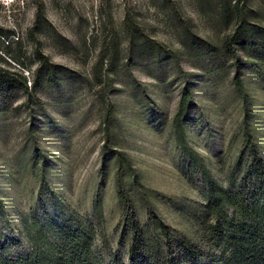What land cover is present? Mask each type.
I'll list each match as a JSON object with an SVG mask.
<instances>
[{"label": "rangeland", "instance_id": "374dc122", "mask_svg": "<svg viewBox=\"0 0 264 264\" xmlns=\"http://www.w3.org/2000/svg\"><path fill=\"white\" fill-rule=\"evenodd\" d=\"M263 35L264 0H0V264H129L116 174L202 247L207 179L248 202L264 160Z\"/></svg>", "mask_w": 264, "mask_h": 264}, {"label": "trees", "instance_id": "16d2710c", "mask_svg": "<svg viewBox=\"0 0 264 264\" xmlns=\"http://www.w3.org/2000/svg\"><path fill=\"white\" fill-rule=\"evenodd\" d=\"M261 37L264 39V35ZM239 39L241 35L236 40L232 38V42L239 43ZM235 84H240L239 79L235 78ZM189 100L187 87H183L173 115V128L178 132ZM246 138L251 143L248 135ZM179 146L187 149L183 139ZM247 166L250 173L244 172L241 178L244 182L247 175L250 181L248 194L252 199L248 202H240L238 190L222 189L207 179L206 198L192 216L202 247L178 228L166 224L148 204L146 221L140 223L132 197L116 174V193L126 221L121 231L128 235L129 264H264V160L253 144ZM131 182L140 184L135 177ZM145 191L140 189L141 193ZM68 247L67 253L49 257L46 264H93L85 256L88 243L84 239L70 241Z\"/></svg>", "mask_w": 264, "mask_h": 264}]
</instances>
